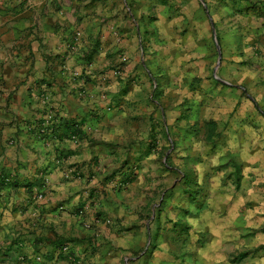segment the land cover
<instances>
[{"label": "crops", "instance_id": "0c3cea01", "mask_svg": "<svg viewBox=\"0 0 264 264\" xmlns=\"http://www.w3.org/2000/svg\"><path fill=\"white\" fill-rule=\"evenodd\" d=\"M0 176V264H264V0H0Z\"/></svg>", "mask_w": 264, "mask_h": 264}, {"label": "trees", "instance_id": "16d2710c", "mask_svg": "<svg viewBox=\"0 0 264 264\" xmlns=\"http://www.w3.org/2000/svg\"><path fill=\"white\" fill-rule=\"evenodd\" d=\"M49 132L50 134H53L54 131H56L58 129V127H56V124L53 120H49ZM45 128V130L43 129L42 132H45L47 129ZM63 133L62 135L56 136L57 139H62V138H80L81 137V130L79 128V124L77 122H71V121H67L66 123L63 124ZM48 131V130H47ZM134 179V174L130 173L126 179H124V183H128L131 182ZM10 178L7 176H0V190L5 188V187H10L12 186L17 187L16 184H13L12 182H10Z\"/></svg>", "mask_w": 264, "mask_h": 264}, {"label": "rangeland", "instance_id": "374dc122", "mask_svg": "<svg viewBox=\"0 0 264 264\" xmlns=\"http://www.w3.org/2000/svg\"><path fill=\"white\" fill-rule=\"evenodd\" d=\"M132 2V1H130ZM213 42H214V49H215V54H214V67H216V64L217 62H219V57H221V54L224 53V55L227 53V50L225 49V47L223 46V48H221L220 50V41L216 38V39H213ZM217 45L219 46V51L217 49ZM236 48L239 49L240 48V41L238 40L237 42V45H236ZM235 49V48H234ZM236 50V49H235ZM125 60L121 61L122 63H124ZM117 66H121V65H117ZM216 75H217V70H216ZM156 89L154 90V93H156ZM262 109V108H261ZM258 189L261 191V197L264 198V185L261 186L259 185L258 186ZM234 197V195H233ZM245 198H243V201H244ZM244 205V209H253V208H258L260 209L261 206H259L260 203H255L254 201H250L248 200L247 203H245V201L243 202ZM244 211V210H243ZM260 211V210H259ZM247 219H252L255 221L256 224H258L259 228L258 229H253L252 230V233L255 235V230L257 231V235H259V237L262 238V240H264V215H256V217H247ZM253 222V221H252ZM251 222V223H252ZM264 246V245H263Z\"/></svg>", "mask_w": 264, "mask_h": 264}, {"label": "water", "instance_id": "95a60500", "mask_svg": "<svg viewBox=\"0 0 264 264\" xmlns=\"http://www.w3.org/2000/svg\"><path fill=\"white\" fill-rule=\"evenodd\" d=\"M217 49H218V51H219V46L217 45ZM219 59H220V57H219Z\"/></svg>", "mask_w": 264, "mask_h": 264}, {"label": "built area", "instance_id": "2783aa9c", "mask_svg": "<svg viewBox=\"0 0 264 264\" xmlns=\"http://www.w3.org/2000/svg\"><path fill=\"white\" fill-rule=\"evenodd\" d=\"M49 120H50V119H49ZM37 197H38V198H40V196H39V195H38Z\"/></svg>", "mask_w": 264, "mask_h": 264}]
</instances>
